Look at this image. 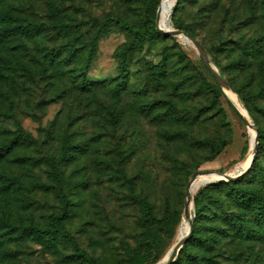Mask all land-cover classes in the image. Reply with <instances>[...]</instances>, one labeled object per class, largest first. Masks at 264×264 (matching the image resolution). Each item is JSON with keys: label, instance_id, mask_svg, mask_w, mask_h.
Masks as SVG:
<instances>
[{"label": "rangeland", "instance_id": "374dc122", "mask_svg": "<svg viewBox=\"0 0 264 264\" xmlns=\"http://www.w3.org/2000/svg\"><path fill=\"white\" fill-rule=\"evenodd\" d=\"M45 1L33 0L29 8L44 22ZM55 1L77 24L70 37L77 35L81 42L94 31L90 26L92 18L113 14L138 22L143 13L141 0ZM22 7L29 15L28 2ZM171 13L172 7L170 27L176 29L172 17L188 24L207 55L217 59L220 68L216 69L232 89L233 85L253 92L254 117L237 116L222 97L214 106L209 104L212 88L216 90V84L221 87L195 47L171 35L146 43L131 56L128 86L115 101L110 91L118 73L115 52L127 36L114 30L99 40L97 55L87 73L88 90L80 91L69 81L64 84L38 76L18 77L17 92L10 90L9 84L4 86L9 93L0 96V106L14 114L31 139L15 147L2 164L6 174L18 177L27 189L9 192L6 197L0 195V215L9 213L14 222L32 217L42 224L50 212L58 210L56 191L34 183L51 184L49 168L41 159L57 155L61 136L68 132L77 149L74 159L61 165L60 171L71 201L65 220L71 236L104 264H117L116 260L125 255V244L137 247L150 241L158 257L153 264H157L177 242L188 179L196 171L237 174L243 170L239 163L247 153L241 157L240 151L246 141L249 145L243 118L254 130L264 128V114L257 109L264 106V76L255 62L264 58V40H260L264 36V0H181L172 17ZM42 41L52 46L63 43L65 38L48 32ZM244 45L254 47V54L246 53ZM164 55L165 78L152 81L147 76L149 66ZM234 60L243 64L234 65ZM177 81L180 85L174 92L172 83ZM136 91L145 100L171 97L176 117L154 121L151 114L136 112ZM113 106L115 123L107 111ZM14 130L13 119H0V139L11 137ZM205 137L229 138L230 144L216 159L203 162L208 151L197 141ZM212 191L217 193L219 189ZM138 196L149 201L157 218H162L167 204L171 211H181L179 221L174 225L171 217L162 231L140 226ZM3 239L8 254L0 264H82L66 239H61L55 249L42 248L30 237ZM235 245L233 237L226 236L213 252L224 264H239L244 257L232 256ZM252 245L264 256V233Z\"/></svg>", "mask_w": 264, "mask_h": 264}, {"label": "trees", "instance_id": "16d2710c", "mask_svg": "<svg viewBox=\"0 0 264 264\" xmlns=\"http://www.w3.org/2000/svg\"><path fill=\"white\" fill-rule=\"evenodd\" d=\"M32 1L0 0V96L2 94L6 96L9 93L4 89L7 84L10 85V90L17 92L15 86L20 76L55 78L64 84L69 81L80 91L88 90L87 73L97 55L99 40L114 30H120L126 34L127 41L115 52L118 73L112 79L110 87L111 94L117 101L121 92L128 86L131 56L140 51L146 43L165 38V35L158 30L155 21L160 0H141L143 13L138 22L113 14L104 18H92L90 26L94 31L83 42L79 41L77 35L70 37L76 32L77 24L67 18L63 8L55 0L45 1L47 9L45 22L40 21L30 12ZM25 2H28L29 11L26 12L29 15L22 7ZM180 3L181 0L174 1L171 17ZM172 23L177 30L196 38L188 24L174 17H172ZM84 24L86 25L87 21ZM48 32L61 35L65 41L52 46L46 45L42 37ZM260 40H264V36ZM242 49L248 54H254L253 52L256 51L252 46L244 45ZM260 50L261 48L258 47V51ZM209 58L215 67L220 68L215 57ZM255 62L258 71L264 76V58H259ZM232 63L243 64L239 60H234ZM166 64L167 56L164 55L157 64L149 66L148 78L152 81L165 78ZM208 71L210 72L209 69ZM210 74L212 75L211 72ZM212 77L214 78L213 75ZM179 85L178 81L172 83L174 92L178 91ZM232 87L249 116L254 117L251 110L253 92L246 91L242 87L233 85ZM62 91L58 92L62 93ZM135 94L137 99L133 107L136 112L151 114L150 118L154 121L176 117L177 108L171 97L145 100L140 91H136ZM221 97L228 108L239 116L231 101L216 84V90L214 88L211 90L209 104L214 106ZM257 109L264 114V106H259ZM107 111L115 123L117 116L114 113V106ZM1 118L13 119L15 125L11 137L0 139V195L4 197L9 192L27 189L18 177L6 174L2 164L15 147L31 139V136L25 132L14 114L3 110L0 106ZM256 131L257 149L249 168L235 179L207 183L193 195L194 216L191 219V232L170 264H224L213 251L226 236L233 237V241L237 243L233 248L232 256L244 257L245 263L239 264H264V256L255 251L252 245L253 240L264 233V128L257 127ZM229 144V138L215 140L205 137L197 141L198 146L208 151L203 162L216 159ZM248 147L246 141L240 151L241 157L247 153ZM76 149L69 133L64 132L60 139L58 154L44 156L41 159L49 168L51 184L35 182L34 185L53 188L59 200L58 210L50 212L44 223L34 222L32 217L14 222L9 213L0 215V260L8 254L3 238L16 241L30 237L45 249H55L61 239H66L72 248L73 255L77 256L82 264H104L100 258H93L83 250L65 226L71 201L64 186L65 181L60 166L74 159ZM215 188L219 189L217 193L212 191ZM136 202L140 213L138 224L147 229L165 230L171 217L174 225L181 217V211H171L167 204L162 218H157L153 213L152 205L145 197H136ZM124 246L125 255L116 260L117 264H153L158 260L155 248L150 241L141 243L137 247H129L127 244Z\"/></svg>", "mask_w": 264, "mask_h": 264}, {"label": "water", "instance_id": "95a60500", "mask_svg": "<svg viewBox=\"0 0 264 264\" xmlns=\"http://www.w3.org/2000/svg\"><path fill=\"white\" fill-rule=\"evenodd\" d=\"M173 4H174V1L172 3V6H173ZM159 18H160V3H159V7L157 8V11H156V18H155L158 30L161 33H163L164 35H171V36H177V37L178 36H183L187 41H189L195 47V49L199 53L201 59L203 60L205 66L210 70V72L214 76L215 80L217 81V83L221 87L222 91H223L222 86L224 84L228 85L231 88V86L226 81V79L218 72L216 67L212 64V62H211L209 56L207 55L205 49L202 47V45L199 43V41L196 38L188 35L187 33L183 32L181 30L172 29L171 27H169L167 29H164L163 27H161L159 25ZM245 111H246V109H245ZM238 113L243 117V115L239 111H238ZM243 121L245 122V124L248 127L253 128V126L249 122V120L243 118ZM257 141H258V136H257V131L255 130V136H254V140H253V150H252V155H251V159H250L249 165H248V167L246 169L238 171L237 174L218 173V172H215V171H196L188 179V182H187V185H186V191H185V199H184V205H183V214H185L188 217L189 228H188V231L186 232V234L183 237H181L180 239H178L177 242L174 244V246L172 247L171 251L168 254L167 259L165 261H162V263H160V264H170L175 259V257L177 256L180 248L182 247L185 239L189 236V234L191 232V218H192V216L189 214L188 206H189V204H191L193 206V198L189 194V192L187 190V187L194 181H203V182H206V181L214 182V181H217V180L228 181V180L235 179L238 176L242 175L249 168V166H250V164L252 162V159H253L254 154L256 152V149H257ZM217 174L219 176H216ZM157 264H159V263H157Z\"/></svg>", "mask_w": 264, "mask_h": 264}, {"label": "bare ground", "instance_id": "6f19581e", "mask_svg": "<svg viewBox=\"0 0 264 264\" xmlns=\"http://www.w3.org/2000/svg\"><path fill=\"white\" fill-rule=\"evenodd\" d=\"M173 0H160V18H159V25L163 27L164 29H167L170 27L168 24L169 20V15H170V10L172 7ZM178 40L181 43H188V41L183 37V36H178ZM190 44V43H189ZM224 94L227 96L229 100L233 103L234 107L244 116L247 117V112L245 111L243 105L239 101L236 93L226 84L222 86ZM248 135H249V147H248V152L247 156L244 160H242L239 163V167L242 169H246L249 165L251 155H252V150H253V140L255 136V130L253 128L248 127ZM235 168V167H234ZM216 176H219L218 174ZM210 183L209 181L203 182V181H194L192 182L188 187L187 190L191 197L193 198V195L196 193V191L201 188L203 185ZM193 210L194 207L189 204L188 206V211L189 214L192 216L193 215ZM193 217V216H192ZM189 224H188V217L183 214L181 217V223L178 229L177 233V240L183 237L186 232L188 231ZM171 250H169L163 258L158 262L159 264L162 263V261H165L168 257V254Z\"/></svg>", "mask_w": 264, "mask_h": 264}]
</instances>
